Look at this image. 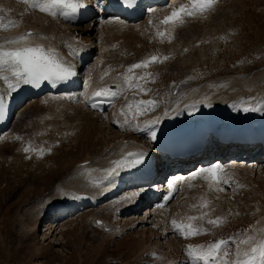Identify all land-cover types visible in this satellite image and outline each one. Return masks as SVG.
<instances>
[{
  "label": "rangeland",
  "instance_id": "obj_1",
  "mask_svg": "<svg viewBox=\"0 0 264 264\" xmlns=\"http://www.w3.org/2000/svg\"><path fill=\"white\" fill-rule=\"evenodd\" d=\"M169 2L170 0H165V3L162 2L160 6L155 5L153 9L170 12L172 7ZM178 2L175 8L180 7L187 0ZM165 5L170 6L165 7ZM23 6L24 4L18 0H0V8L10 10L0 12L2 22L5 23L7 19L22 14L20 21H17L18 28H21L23 23L35 25L36 17L31 13L23 12ZM156 11H151L148 18L146 13L141 17L142 25L147 23V30L137 33V36L140 35V42L137 43L134 38L126 40L120 36L118 39L117 37L110 39L96 34V30L92 31L89 37L95 42L100 39L99 44H102V49L100 51L98 48L92 58L84 61L83 66L78 70L79 75L82 76L86 71H90L92 76L90 75L88 83L94 85L96 82L98 84L103 71L110 70L108 73L110 74L113 72L112 69H118L121 75L127 66L152 54L169 55L172 58L168 61L148 69L156 75V80L146 86L151 88L150 93L155 95L157 91L163 90L178 93L184 87L204 82L220 86L224 81L229 83L231 78L245 76L264 67V0H218L212 13L203 18L188 19L184 28L179 27L180 30L176 31V36L180 37L179 46L175 43L166 45L157 37L154 40L149 39L148 35L155 28L149 21ZM155 17V15L151 17L152 21ZM89 18L79 23L81 28L86 26L91 19ZM94 27H98V23ZM56 29L60 33L61 29L58 27ZM57 37L61 41L62 37L60 35ZM59 46L61 47L60 44ZM186 48L188 51L184 52ZM91 63L94 65H90ZM189 65L193 67L189 69ZM198 73L201 75H197ZM189 77L193 79L188 80ZM228 79L229 81H226ZM182 81L188 82L182 83ZM90 85L86 87L89 88ZM232 89L233 87H230L228 90L232 91ZM150 93L139 95V98L136 95L135 99L148 100L152 97ZM44 99H39L40 102L33 103L34 105L28 102L30 99H24L12 114L10 123L8 122L0 132V264L167 263L171 259V254H174L175 248L166 249L164 244H161L163 239L155 237L150 226H146L141 231L135 227L125 229L119 235L112 233L117 236L111 235L110 232H114L115 225L123 226L128 222L127 219V221L121 220V214L115 210L114 203L103 206L105 208L100 205L88 206L85 210L75 211L71 218L65 215L56 228H50L51 234L45 231L49 227L43 222L46 221L45 218L37 221L33 228L34 217L31 218L30 215H33L36 209L32 211L31 207L37 202L40 204L44 197L52 196L54 193L51 194L50 191L57 180L68 175V170L80 164L85 157H95L94 154H98L104 148V144L115 137L114 128L105 127V132L100 134V126L104 123L102 118L109 120L112 111L117 109L115 104L108 105L104 112H95L87 109L86 106L81 107V110L67 109V106L73 105L68 100ZM24 107L25 110L19 112ZM109 107H111L110 114ZM47 115L50 117L52 115V118ZM107 124L109 126V123ZM29 145L37 150L43 149V154L38 151L25 153L24 148ZM232 150L229 148L228 151ZM217 151V148H212L208 155L213 158L214 155H218ZM243 152H231L230 155L234 156L235 153L241 155ZM230 155L225 157L226 161L230 160ZM159 161L160 158L157 163ZM192 167L188 166L187 169ZM170 171L163 173L161 182L168 180L167 175L171 173ZM174 171L175 169L172 172ZM259 178H261L259 181L255 179L257 182H254L246 176L233 177V187L227 189L230 195L223 200L212 201V207H216L213 217L225 216L227 223L223 227L211 229V234L208 235L189 239H180L177 235L179 242L183 240L182 242H188L193 246L199 245L198 243L207 245L221 238L243 233L253 227L255 221L264 215V175ZM153 182L155 180H150L149 184ZM236 187L240 188L239 193L234 191ZM188 190L191 194L194 188ZM205 191L209 195L210 191ZM199 192L200 190H195L192 195H203ZM188 198L190 197H186L185 200L187 201ZM189 200L184 202L186 205L182 203L184 205L180 207L179 215L197 214L189 207L194 204ZM138 212L137 215L143 214V205ZM91 214H94L92 219L97 215L96 217L103 222L101 224L107 223L113 227V230L107 232V229L94 225L92 219L89 220ZM205 227L210 226L205 225ZM156 231L159 235V229ZM141 232H143L142 236ZM168 234L165 235V241L171 238V234ZM162 236L161 233L160 237Z\"/></svg>",
  "mask_w": 264,
  "mask_h": 264
},
{
  "label": "bare ground",
  "instance_id": "obj_2",
  "mask_svg": "<svg viewBox=\"0 0 264 264\" xmlns=\"http://www.w3.org/2000/svg\"><path fill=\"white\" fill-rule=\"evenodd\" d=\"M18 1L22 2V0H18ZM178 1L179 0H170L169 4H171L170 7H172L171 8L172 10L173 8H175L177 3L179 4ZM81 2L87 5L89 10L88 11L89 16H91V19L88 21V23L84 28H81L80 25H78L80 21L75 20V18L73 17V13H71L70 10H68L69 15L67 17L57 16L53 18L51 16L39 12L38 10L29 9L28 6L24 4V6L22 7V11L26 13H31L34 17H36L35 20L36 24L32 25V23H27V24L23 23L24 25L21 28H18L16 26L9 28L6 31L0 30V40L4 38H12V37H17L19 35H23L28 30L35 33H39L44 38H34L33 42L35 44L41 45L46 50H52L56 55H58L64 61L70 63L74 69L76 68L80 69L84 64L82 63L81 65H78L81 58L82 59L87 57H88L87 59L91 58V54L93 52L87 57H83V56L88 54L92 49L95 50L96 47L95 45L97 44L93 42L89 37L92 31L96 30V34L103 35L105 37H110V39L114 37L115 38L117 37L118 39V37L120 38V36H122L126 40H129L130 38L132 39L134 38L135 39L134 41L137 43L140 42L139 41L140 35L137 36V33L138 32L143 33L145 30H147V26H146L147 23L142 25L140 20L136 21L137 18L126 20L125 18L123 19L122 17L115 15L114 12H112L109 6L107 5L108 4L107 0H81ZM150 5L152 4L147 5L148 6L146 8L147 13H149L151 9H153V7L155 8L156 6H160V5H156L152 7ZM153 14L155 16L157 15L155 21L162 20L165 16L168 15L164 10L156 11V14L155 13ZM21 15L22 14H19L16 17L14 16L12 18L10 17L11 18L10 20H14L17 22L19 19H21ZM151 17L150 19L152 21ZM8 21L9 19H7L6 22L4 20L5 24H7ZM96 23H98V27H94ZM185 24L186 22L183 25H178L174 28V31L172 32L173 39L171 43L178 44L179 46L180 37L178 36L176 37L177 35L176 31L180 30L179 27L184 28L183 26ZM56 27L61 29L60 33L58 32ZM152 31L153 32H150L148 37L149 39L154 40L156 37L155 35L156 30L152 29ZM58 34L65 35L64 38L63 37L61 38V41H59L60 39L57 37ZM83 34H85V36H83ZM68 35H71V37H67ZM99 40L100 39H97V41ZM164 43H166V45L171 44L168 42H164ZM59 44L61 45V47L59 46ZM69 55L77 56L76 57L77 65L76 63L72 62L71 59L68 60L67 57H69ZM92 64L93 63H91L90 65ZM192 67L189 65V69H191ZM105 72L109 73L110 70L103 71L101 75V77L103 76V79L99 78L98 84L95 83L96 85L95 84L91 85L88 90H86L88 87L85 88V84L88 81H90L89 80V77L91 75L90 71H86L85 75L77 76L74 83L69 89L66 88L63 91L57 92L55 94V97L51 96L52 93H47L43 95V97L30 99L29 103L31 104L39 103L40 102L39 99L42 98H45L44 100L48 99V101L51 98L55 100L62 99L64 101L68 100L69 103H73L72 106L70 104L69 106L70 108L67 106V109L81 110V107L86 106L87 104L85 103V100L88 101L89 98H92L93 93L96 90H99L100 88L103 87H111L114 91L116 90L114 85L117 83V81L114 78L119 75V70L115 69V71H113L112 73L104 76ZM226 81H229V79ZM24 85L25 84H21L18 90L8 93L3 81H0V96L3 97V101L15 100V99L17 101L23 97L21 94V90L24 87ZM86 85H90V84L88 83ZM210 85L212 87H209ZM221 85H227V86L226 88L225 87L221 88L219 85L217 86L215 83L204 82L201 84L189 85L187 88L184 87L180 89L178 93L166 92V90L160 92L157 91L155 95L150 93L152 97H150L148 100L150 99L156 100L160 104V107H158L154 112H149L147 114L141 115L138 118V120L134 121L133 123L134 124L139 123L143 125L145 121L154 119L156 116L162 115L163 111L167 109L170 112L171 118H164L161 121V123L156 127L157 138L161 137L163 132L167 130L166 128L163 127V125L166 123H168L170 129L181 127L186 124H193L199 121H206V125H205L206 128H214L223 125L225 127L231 126L232 128L239 129L241 128V124L248 123L249 127L252 129L255 130L264 129V113H253V112L243 113L237 111L235 108L232 107V105L237 103L241 98H251L253 100L258 97L264 98V67H262L261 69H257V71L253 73L246 74L245 76L240 75L235 78H231L229 83L227 82L225 83L224 81V84ZM230 87L231 88L233 87L232 91L228 90ZM162 89H166V88H162ZM130 94L128 92L127 93L125 92L122 95H120L118 99H115V102L113 104L117 106L116 107L117 109L115 111H112V115L109 117L108 121H106V118H102L104 120V123L102 124L100 123L101 124L100 134L102 135L105 132L106 129L105 127H107V129L114 128L113 130V136H115L113 137L114 139L108 141L106 145L104 144L103 146L104 148H102V150L98 154L96 153L97 155L94 154L95 157L94 156L85 157L80 161L81 162L80 164H77L74 168L68 170L69 171V173H67L68 175L57 180L55 183L53 182L54 185L52 186L51 188L52 191H50V193L51 194L54 193V194L49 197L48 196L44 197L45 199L42 202H40V204L37 202L35 205L31 207L33 209L32 211L36 209L34 211V214L30 215L31 218L34 217L33 219L34 221H32V223L34 222L33 228L35 227L37 221H41L43 218H45L46 221L43 222L45 223V226H49L48 229H45V231L51 234L52 230L50 228L51 227L56 228V226L59 225L60 220L63 219L62 217L65 215H67V218H71L75 211H80L83 209L85 210V208H87L88 206L100 205L103 207V206H110L114 203L113 205L116 208L115 210L121 214V218H122L121 220L124 221L127 219L128 222L124 223L123 226H120L118 224L115 225L116 227L115 230H113L112 229L113 227L109 225L110 228L114 231V232H110L111 235L117 236V234H112V233H118L119 235L125 229H129V228L131 229L135 227H137V229L139 228L141 231L144 230L146 226H150L153 235L155 237H159L163 239L161 244H164L166 249L169 250L170 248H175L174 254H171V259L167 261L166 264H187L185 248L190 244H188V242L185 243L182 242L183 240L182 241L180 240L182 243L179 242L178 239L180 237L176 238L177 234L174 233L173 230L171 229V220H173V218H175L176 220H180L179 218H177V216L180 213V210L182 208L181 206H183L184 204L186 205V203H184L186 201L185 200L186 197H190L191 200H189L190 198H188V200L191 201L192 203H196L197 202L196 198L202 196L199 194L198 195L196 194V196L192 195V193L195 192V190H200L199 193L205 195L206 198L211 202L215 200H219V201L223 200L230 194L229 192H227L228 190H226L224 193H217L215 191H210L209 195H207V193H205L206 192L205 190L209 191V189L207 183L202 178H197L193 181H188V180H184L183 182L177 181L176 183L180 184L179 194L176 195L173 199L168 201L169 206L160 209L157 207L158 203L160 201H163L166 194L169 193V189L167 187V181L173 177H188L190 174L194 173L196 170L202 167H207L219 163L222 166H224L225 171L229 176H231V178L246 176L249 180L257 182L259 181V179H261L259 177L264 175V162H263L264 149L263 150L261 149L260 152L258 151V154L260 153L259 155L254 154L258 156L253 157L252 153L254 152H248L247 149L245 150L243 149V147L235 148L234 150L231 151L232 153L242 152V151L244 152L242 154L240 153L241 155L235 153V155L232 156L230 155L231 152L227 150L229 149L228 146L225 144H220L219 151L220 152L221 150L225 151L223 154L218 153V155L216 154L214 155L213 158H211L207 152L206 155L203 156V151H202L199 157L198 156L189 157L186 159L187 161L185 168L182 167L180 169L177 168L175 172L169 173L167 175L168 180L165 179L163 182H161L162 179L161 175L159 176L157 175L154 179H150V180H155V182L151 184H149L150 180L146 182H139L137 184H132L131 182L125 183L122 185L121 191L119 193L113 194L109 192L111 185L116 181H118L119 179H124V177L127 178L131 170V169L125 170L121 172L120 175L115 177L114 179L106 180L104 178L105 174L103 170L108 167H111L112 166L111 162L113 160L120 159L129 152L142 151L147 154L146 156L150 154L151 157H156L158 155V153H156L154 150L155 147L154 145L157 139L155 141H152L147 136V132L145 130L118 127L117 124L114 123V121L122 122V117L120 116L121 109L126 108V104L128 103V101L136 97V96L135 97L132 96L133 93L131 95ZM69 97H71V99H69ZM137 97L139 98V95H137ZM205 97H208V99H205ZM209 104L211 106H208ZM64 107L66 108V106ZM25 108L26 107L22 108L19 112H22L23 110H25ZM172 109H176V110L172 111ZM55 117H57V114ZM43 123L44 122L42 121V124ZM107 123H109L110 127L108 126ZM229 155H230L229 157L230 160L226 161L225 157ZM169 162L170 163L165 162V158L164 159L160 158V161L157 164V166L159 165L158 167H160L161 174L176 168L171 161ZM191 162L195 166L192 169H187V167L190 166ZM156 171L158 174L159 169H156ZM189 184H191L192 187H189ZM189 188H194V191L191 194L190 192H188ZM202 190H204L205 192L204 191L202 192ZM134 191L138 192L139 195L133 197L132 199H128V197L131 196V194ZM104 194H106L105 197L103 196ZM217 195H219V199H214L217 197ZM136 204H138V206L135 208ZM144 204H149V205L143 207L144 210L143 214L137 215L139 214L138 211L140 207ZM63 208L66 209L63 213L58 212ZM174 213L176 214L175 217H173ZM93 215L94 214L90 215L89 220L92 219ZM96 216L91 220V222H93L94 225L98 220ZM261 217L262 218L257 219L255 221L254 226L264 227V215ZM51 218L54 220H49ZM85 218H87V216H85ZM157 229H159V235L158 232L156 231ZM161 233L163 235L162 237H160ZM168 233L171 234L170 235L171 238L165 241L166 239L165 235ZM140 234L142 236L143 232H141ZM157 244H159V241L157 242ZM198 244L202 245V243L201 244L198 243Z\"/></svg>",
  "mask_w": 264,
  "mask_h": 264
},
{
  "label": "snow or ice",
  "instance_id": "obj_3",
  "mask_svg": "<svg viewBox=\"0 0 264 264\" xmlns=\"http://www.w3.org/2000/svg\"><path fill=\"white\" fill-rule=\"evenodd\" d=\"M29 9L51 16L67 17L69 11L75 14L79 9L86 7L81 0H22ZM218 0H187L179 8H174L171 13L165 16L157 25H155L156 37L161 42L171 43L172 32L178 25H183L188 19L206 17L215 10ZM170 5H165L169 7ZM10 11L0 8V12ZM151 11H156L151 9ZM152 24V21H149ZM17 22L9 20L7 24L0 18V30H8L15 27ZM34 38H44L39 33L28 31L23 35L0 40V81H3L7 92L11 93L18 90L21 84H28L32 87H40L43 83H53L68 81L76 75L73 66L67 63L52 50H46L39 44L33 42ZM188 49H184L187 52ZM169 55L152 54L141 61L131 64L125 68V71L114 79L117 83L114 85L115 91L111 87H103L93 93L94 97H103L109 100L118 99L126 91H132L133 96L147 95L152 91L146 85L149 82H155L156 75L148 69L153 65L162 64L168 61ZM137 70H140L137 72ZM115 71V69H112ZM108 73L105 72L104 76ZM201 75V74H197ZM103 79V76L101 77ZM193 79L189 77L188 80ZM188 81H182L187 83ZM227 85H220L226 87ZM175 87V85H173ZM209 87H212L211 85ZM71 99V97H69ZM127 99V97H126ZM208 99V97H205ZM85 103H89L85 100ZM90 106L98 109L100 105L92 102ZM208 106H211L210 104ZM160 104L154 100L135 99L129 100L126 108H122L120 116L122 122L114 121L118 127L135 128L145 130L147 136L155 141L157 139L156 127L164 118H171L169 110L163 111L162 115L154 119L147 120L143 125L133 123L141 115L154 112ZM195 107V106H193ZM239 112L243 113H264V98H241L232 105ZM176 109H172L175 111ZM5 105L3 97L0 96V116H3ZM20 139V137H17ZM39 152L43 154V149H34L31 145L24 148L25 153ZM50 151V149L48 150ZM145 152H129L120 159L113 160L112 166L104 169V178L106 180L114 179L121 172L136 168L144 163ZM30 158V157H29ZM202 178L208 186L209 191L224 193L227 189L233 187L231 176L227 174L224 166L217 163L207 167H202L190 174L188 177H173L167 181L169 193L166 194L163 202L157 207L163 209L168 205V201L173 199L180 192V184L184 180L193 181ZM189 187H192L189 184ZM236 193L240 188L234 189ZM138 192H133L128 199L138 196ZM75 198V197H74ZM219 199V195L216 197ZM197 202L189 207L197 214L187 215L179 221L173 219L171 228L182 239H189L201 235L211 234V229L223 227L227 223L225 216H215L216 211L212 207V202L205 195L196 198ZM239 215V213H237ZM205 225L210 227H205ZM187 264H264V227H250L243 233H237L227 238H221L207 245H188L185 248Z\"/></svg>",
  "mask_w": 264,
  "mask_h": 264
}]
</instances>
